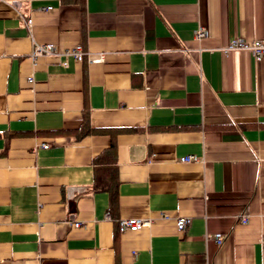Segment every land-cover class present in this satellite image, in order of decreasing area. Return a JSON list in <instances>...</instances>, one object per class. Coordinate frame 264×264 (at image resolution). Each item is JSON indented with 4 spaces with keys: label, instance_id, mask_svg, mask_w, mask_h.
<instances>
[{
    "label": "crops",
    "instance_id": "0c3cea01",
    "mask_svg": "<svg viewBox=\"0 0 264 264\" xmlns=\"http://www.w3.org/2000/svg\"><path fill=\"white\" fill-rule=\"evenodd\" d=\"M256 39L264 0H0V264H264Z\"/></svg>",
    "mask_w": 264,
    "mask_h": 264
},
{
    "label": "built area",
    "instance_id": "2783aa9c",
    "mask_svg": "<svg viewBox=\"0 0 264 264\" xmlns=\"http://www.w3.org/2000/svg\"><path fill=\"white\" fill-rule=\"evenodd\" d=\"M28 25H30L29 19L27 20ZM205 30L203 28H200L195 33L196 39L200 40L203 37H205ZM227 50H233V49H240L245 50L247 52H250L256 60H260L264 56V40H252L250 42L244 41V40H234L230 41L227 48ZM60 49L56 47L53 44L47 43L43 45H37L32 53V57H38L45 54H58L60 53ZM64 56H72L75 61L80 62L83 59L84 52L81 47V45L74 46L70 49H67L64 51ZM96 61H98V57H94ZM28 81H31V79H28ZM46 148L47 146H43ZM195 158L193 156H184L179 159L181 163H190L194 161ZM190 219L189 218H178L176 221V227L179 232H182L185 227L189 224ZM150 224V221L144 220V219H120L117 222V230L119 233H122L124 231H138L142 229L143 227H146ZM73 226L78 227L80 226L79 222H74ZM216 240L219 242L220 238L219 235H216Z\"/></svg>",
    "mask_w": 264,
    "mask_h": 264
},
{
    "label": "trees",
    "instance_id": "16d2710c",
    "mask_svg": "<svg viewBox=\"0 0 264 264\" xmlns=\"http://www.w3.org/2000/svg\"><path fill=\"white\" fill-rule=\"evenodd\" d=\"M87 118H84V124L86 123ZM81 137V135L79 136ZM116 162L115 155L113 151V146L110 151L107 152L104 156L96 157L93 160V168H94V187L97 190H105L108 191L112 195V199L115 196V191L118 186V182L116 180ZM104 187H103V186Z\"/></svg>",
    "mask_w": 264,
    "mask_h": 264
}]
</instances>
